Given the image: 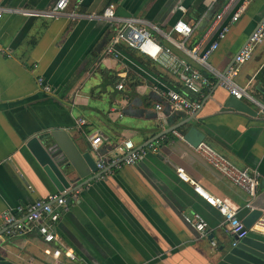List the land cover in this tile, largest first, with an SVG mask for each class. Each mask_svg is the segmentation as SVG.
<instances>
[{
    "label": "crops",
    "instance_id": "0c3cea01",
    "mask_svg": "<svg viewBox=\"0 0 264 264\" xmlns=\"http://www.w3.org/2000/svg\"><path fill=\"white\" fill-rule=\"evenodd\" d=\"M54 2L0 0V7L46 9ZM228 3L223 18L210 29L214 16ZM108 4L114 5L116 16L143 19L164 31L182 18L195 26L185 45H199L201 50L241 9L210 55V66L219 72L232 65L234 54L264 15V0H83L79 5L72 0L65 14L52 19L2 12L0 256L9 264H52L49 250L58 246L73 253L76 260L70 264H217L218 249L231 246L234 238L219 212L175 169L182 167L237 211L247 204V195L172 131L184 135L195 126L204 134L203 142L235 167L256 170L262 180L264 122L258 107L243 98L251 114L221 111L229 94L217 86L205 95L196 115L174 111L167 102L155 109L161 90L187 91L165 57L157 62L125 45L118 59L103 54L110 32L99 16ZM263 65L264 40L234 78L241 86L248 84L250 96L260 103L264 93L255 76ZM39 76L51 86L50 93L38 87ZM95 134L102 138L97 151L90 146ZM35 135L55 155L70 188L78 190L54 226L55 244L44 242L36 231L6 234L1 221L4 210L58 192L26 146ZM159 135L163 141L157 153L147 152L133 165L112 167L103 178L90 171L83 158L84 153L94 160L98 153L108 159L121 157L125 140L143 146ZM194 214L206 222L203 235L193 225ZM60 260L66 261L64 255Z\"/></svg>",
    "mask_w": 264,
    "mask_h": 264
},
{
    "label": "built area",
    "instance_id": "2783aa9c",
    "mask_svg": "<svg viewBox=\"0 0 264 264\" xmlns=\"http://www.w3.org/2000/svg\"><path fill=\"white\" fill-rule=\"evenodd\" d=\"M71 1L55 0L53 5L46 9H10L0 7V17L2 12L10 11L24 16L57 18L61 14L66 13ZM75 1L79 5L83 0ZM215 1L217 0H213V2ZM228 8L229 3L224 5L214 16L210 29L219 23ZM178 9L181 12H185L183 6H179ZM240 11L241 9H238L231 16L229 23L221 26L216 39L207 48L201 50L199 45H194L192 48H188L185 45L195 26L182 18L176 20L167 31H164L143 19L116 16L114 5L108 4L103 8L99 16L107 23L110 32L103 54L107 57L118 59L122 55L120 47L125 45L157 62H163L162 58H166L167 65L172 67L176 77L187 92H180L174 88L161 90L159 94L161 102L155 104V109L157 110L162 109V102H167L174 111L196 115L203 106L205 95L215 87L220 86L225 88L228 94L235 99L247 98L252 101L258 107L259 115L264 122V102L255 101L250 96L248 84L241 86L234 81L239 67L251 59L254 51L264 40V15L261 17L257 27L249 34L245 44L234 54L233 63L225 72L215 70L208 62L210 55L217 49L218 42L225 37L230 25L238 20ZM153 33L157 34L159 39H155L152 35ZM0 52H4L1 46ZM36 82L40 90L46 93L51 92V86L42 76L37 77ZM116 87L120 90L123 85L119 83ZM190 93L198 97L191 96ZM82 122L80 120L78 124ZM172 133L179 139L184 140L183 135L179 131L174 129ZM162 141L163 136L161 135L143 146H134L130 140H125L120 147L122 156L112 159H108L103 154L98 153L95 158L96 168L100 171L98 177L103 178V174L106 171H110L112 167L119 168L123 165L135 164L147 152L157 153L159 143ZM101 145L102 138L99 134L91 137L90 146L92 149L97 151ZM194 150L222 176L240 188L247 195V203L256 197L260 182V174L256 170L248 171L235 167L203 141L194 147ZM175 170L181 180L192 185L195 193L219 212L223 218V224H225L226 229L233 238H242L247 232L264 235V211L261 212L260 216L249 228L245 229L241 220L236 217L237 210L233 209L221 197L212 195L203 189L185 174L182 167H176ZM65 192L48 194L43 198L35 199L24 207L18 206L13 211L4 210L1 213V221L6 234L36 231L44 242L48 244L58 243V236L54 226L60 219L62 212L68 209L69 203L76 199L78 190L76 189L71 193ZM68 198H71L69 202L67 201ZM193 225L200 234L206 233V222L200 215L194 214ZM236 239H234L232 245L237 242ZM49 253L53 259L52 264H70L76 260L70 250L62 251L58 246L51 247ZM62 255H64L66 261L60 260Z\"/></svg>",
    "mask_w": 264,
    "mask_h": 264
},
{
    "label": "water",
    "instance_id": "95a60500",
    "mask_svg": "<svg viewBox=\"0 0 264 264\" xmlns=\"http://www.w3.org/2000/svg\"><path fill=\"white\" fill-rule=\"evenodd\" d=\"M257 88L264 93V89L257 85ZM221 111H239L246 114L253 112L252 108L242 99H235L229 95L222 103ZM183 139L192 147H196L204 140V134L195 126L189 127L183 135ZM27 148L31 151L38 163L43 167L49 178L52 180L59 193H71L77 188H70L71 182L65 175L62 168L54 160V154L50 153L40 142L38 136H32L26 141ZM83 158L87 168L92 172L100 171L96 168L94 158L89 153H84ZM256 197L240 208L236 217L241 220L245 229L264 211V179L260 180ZM71 198H68V202ZM234 239H236L234 237ZM229 247H220L217 254V264H264V235L247 232V234ZM0 264H9L0 256Z\"/></svg>",
    "mask_w": 264,
    "mask_h": 264
},
{
    "label": "trees",
    "instance_id": "16d2710c",
    "mask_svg": "<svg viewBox=\"0 0 264 264\" xmlns=\"http://www.w3.org/2000/svg\"><path fill=\"white\" fill-rule=\"evenodd\" d=\"M219 2V0H217ZM201 11H204L203 7H200ZM255 80L257 84L264 89V65L262 68L257 72L255 76ZM178 91H182L179 87L176 88Z\"/></svg>",
    "mask_w": 264,
    "mask_h": 264
},
{
    "label": "rangeland",
    "instance_id": "374dc122",
    "mask_svg": "<svg viewBox=\"0 0 264 264\" xmlns=\"http://www.w3.org/2000/svg\"><path fill=\"white\" fill-rule=\"evenodd\" d=\"M153 35V37H157L155 34H152Z\"/></svg>",
    "mask_w": 264,
    "mask_h": 264
}]
</instances>
